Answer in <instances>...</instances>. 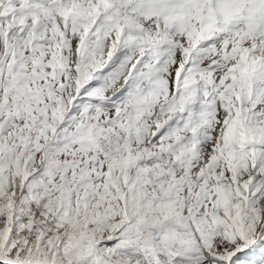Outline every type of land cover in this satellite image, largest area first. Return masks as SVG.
Here are the masks:
<instances>
[{
  "label": "snow or ice",
  "instance_id": "obj_1",
  "mask_svg": "<svg viewBox=\"0 0 264 264\" xmlns=\"http://www.w3.org/2000/svg\"><path fill=\"white\" fill-rule=\"evenodd\" d=\"M0 264H264V0H0Z\"/></svg>",
  "mask_w": 264,
  "mask_h": 264
}]
</instances>
